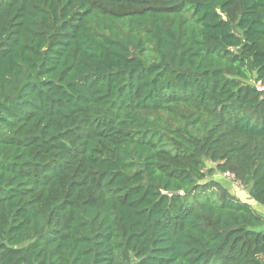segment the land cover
Returning a JSON list of instances; mask_svg holds the SVG:
<instances>
[{"label": "trees", "instance_id": "16d2710c", "mask_svg": "<svg viewBox=\"0 0 264 264\" xmlns=\"http://www.w3.org/2000/svg\"><path fill=\"white\" fill-rule=\"evenodd\" d=\"M208 163L264 206V0H0V264H264Z\"/></svg>", "mask_w": 264, "mask_h": 264}, {"label": "rangeland", "instance_id": "374dc122", "mask_svg": "<svg viewBox=\"0 0 264 264\" xmlns=\"http://www.w3.org/2000/svg\"><path fill=\"white\" fill-rule=\"evenodd\" d=\"M208 166L213 167L214 169L213 174L210 176L211 179L221 182L233 196L250 203L261 215L264 216V206L250 198L248 190L235 179L232 171L222 172L214 163H208Z\"/></svg>", "mask_w": 264, "mask_h": 264}, {"label": "water", "instance_id": "95a60500", "mask_svg": "<svg viewBox=\"0 0 264 264\" xmlns=\"http://www.w3.org/2000/svg\"><path fill=\"white\" fill-rule=\"evenodd\" d=\"M169 194L170 195H172V194H180V192L179 191H171V192H169Z\"/></svg>", "mask_w": 264, "mask_h": 264}]
</instances>
